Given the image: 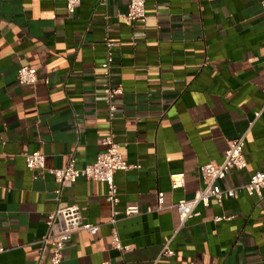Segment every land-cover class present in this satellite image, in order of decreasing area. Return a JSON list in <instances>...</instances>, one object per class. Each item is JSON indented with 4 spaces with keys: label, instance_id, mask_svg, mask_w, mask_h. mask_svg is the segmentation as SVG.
<instances>
[{
    "label": "crops",
    "instance_id": "crops-1",
    "mask_svg": "<svg viewBox=\"0 0 264 264\" xmlns=\"http://www.w3.org/2000/svg\"><path fill=\"white\" fill-rule=\"evenodd\" d=\"M129 1L82 0L69 12L66 0H0V264H54L39 239L47 214L70 203L99 229L75 232L56 264H264V196L240 189L211 198L182 226L175 206L203 184L199 166L221 162L234 138L244 136L247 165L221 186L264 169L261 0H146V22L122 15ZM106 36L116 42L110 84L122 87L113 118ZM23 64L37 68L36 84L18 81ZM111 129L140 164L115 179L118 207L137 202L142 211L115 221L105 181H65L58 200L54 175L26 164L27 152L42 150L48 168L72 155L82 166L106 148ZM181 171L185 184L173 187ZM114 230L128 249L113 247ZM166 244L173 255H162Z\"/></svg>",
    "mask_w": 264,
    "mask_h": 264
},
{
    "label": "built area",
    "instance_id": "built-area-1",
    "mask_svg": "<svg viewBox=\"0 0 264 264\" xmlns=\"http://www.w3.org/2000/svg\"><path fill=\"white\" fill-rule=\"evenodd\" d=\"M82 0H66V7L69 12H74L80 5ZM101 3H106L107 0H100ZM264 8V0H261ZM124 17L132 21L146 22L148 13L146 9V0H130L126 12L122 14ZM116 42L105 37L106 46V63H105V77L107 84L104 87L106 102L109 106V118H113L117 108L116 95L122 91L121 86H112L110 84L111 78V64L113 60V48ZM17 78L23 84H36L39 79V73L35 66L23 64L19 67ZM260 112H257L259 115ZM103 144L106 148L98 153L95 160L88 162L82 166L76 165L74 155L71 156L69 162L64 166L50 167L46 166L45 153L42 150H34L26 153V164L31 169H40L41 172L45 170L51 172L59 186L56 188V197L61 199L63 193V182L76 181L80 176L86 178L102 180L107 184L106 199L112 204L113 218L116 220V215L124 213L125 215L139 214L142 210L137 202H128L124 208H119L120 190L115 179V174L120 169H130L133 167H140L139 163L129 162L122 150L121 142L117 140L116 134L111 129L108 134L103 137ZM244 136H239L230 140L228 147L224 152V159L221 162H206L199 166L203 184L196 190L191 198H182L175 203L179 213L180 226L184 225L186 221L195 215H199L201 210L199 205H209L211 198H216L219 202L222 201L224 194L235 196L241 189H245L249 194H258L260 197L264 196V169L256 170L250 177L249 181L242 185L224 188L219 183V180L225 178L233 168H244L247 165V158L244 153ZM2 137L0 134V154H1ZM173 187H180L185 184L184 172H173L171 174ZM164 203V196H158V207ZM153 207L149 206L148 210ZM230 215L218 214L215 220L229 219ZM47 230L39 239L41 251L49 249L50 260L56 264L61 262L64 256V249L77 231H87L96 234L99 225L97 223L88 221L84 218L81 207L77 203H70L67 205H58L54 210L47 214L46 218ZM112 245L118 249H128L129 244L123 243L117 230L113 231ZM6 249L4 244H0V252ZM175 250L166 244L162 249V255H173Z\"/></svg>",
    "mask_w": 264,
    "mask_h": 264
}]
</instances>
